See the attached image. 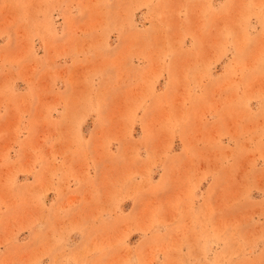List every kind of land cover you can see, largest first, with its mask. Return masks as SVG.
I'll use <instances>...</instances> for the list:
<instances>
[{
	"label": "rangeland",
	"instance_id": "obj_1",
	"mask_svg": "<svg viewBox=\"0 0 264 264\" xmlns=\"http://www.w3.org/2000/svg\"><path fill=\"white\" fill-rule=\"evenodd\" d=\"M0 264H264V0H0Z\"/></svg>",
	"mask_w": 264,
	"mask_h": 264
}]
</instances>
